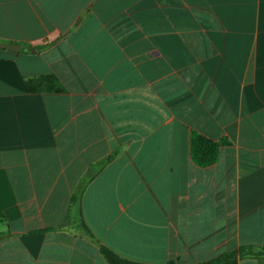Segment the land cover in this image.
<instances>
[{
    "label": "crops",
    "instance_id": "obj_1",
    "mask_svg": "<svg viewBox=\"0 0 264 264\" xmlns=\"http://www.w3.org/2000/svg\"><path fill=\"white\" fill-rule=\"evenodd\" d=\"M0 42V264L264 245V0H0ZM48 74L64 91L29 88Z\"/></svg>",
    "mask_w": 264,
    "mask_h": 264
},
{
    "label": "trees",
    "instance_id": "obj_2",
    "mask_svg": "<svg viewBox=\"0 0 264 264\" xmlns=\"http://www.w3.org/2000/svg\"><path fill=\"white\" fill-rule=\"evenodd\" d=\"M28 85L32 90L42 89L54 92L64 91L63 85L53 74L41 75L36 78L30 79ZM223 142H214L202 136L201 134L192 132L190 140L191 159L196 165L200 167H206L214 164L218 158V148ZM108 160L109 157H106L89 165L88 169L81 177L72 194L71 204L80 203L83 192L88 182L108 162ZM81 226L86 234H90L89 229L83 222H81ZM100 252L109 264H151L128 260L104 246H101ZM238 257L264 258V245L240 246L235 250L222 253L209 260L196 262L193 264H233L236 262Z\"/></svg>",
    "mask_w": 264,
    "mask_h": 264
},
{
    "label": "water",
    "instance_id": "obj_3",
    "mask_svg": "<svg viewBox=\"0 0 264 264\" xmlns=\"http://www.w3.org/2000/svg\"><path fill=\"white\" fill-rule=\"evenodd\" d=\"M0 48H7V49H11V50H17L18 49V45L5 44V43H1L0 42Z\"/></svg>",
    "mask_w": 264,
    "mask_h": 264
}]
</instances>
